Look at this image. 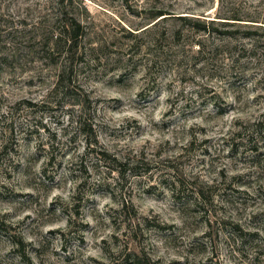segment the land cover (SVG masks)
<instances>
[{
  "label": "rangeland",
  "instance_id": "obj_1",
  "mask_svg": "<svg viewBox=\"0 0 264 264\" xmlns=\"http://www.w3.org/2000/svg\"><path fill=\"white\" fill-rule=\"evenodd\" d=\"M53 1L0 0V264H264V0H72L60 86Z\"/></svg>",
  "mask_w": 264,
  "mask_h": 264
},
{
  "label": "trees",
  "instance_id": "obj_2",
  "mask_svg": "<svg viewBox=\"0 0 264 264\" xmlns=\"http://www.w3.org/2000/svg\"><path fill=\"white\" fill-rule=\"evenodd\" d=\"M72 0H55L50 4V9L54 12V25H57V32H42L37 38H32V40L37 39V48L40 49L42 53V60H50L56 57H63L66 60V65L57 69L56 74V86H60L61 83L68 81L72 73V65H74V59L81 58L82 54H79V46L83 40L86 32L82 24L77 21L70 13L69 7ZM170 15L164 11H159L156 16L161 18L160 20L168 19L165 16ZM203 17V15H202ZM179 21H186L190 24V27L197 33H202V35H212V33H217L215 27L221 29L235 27L237 25L233 22H241L238 17L228 16V17H219L218 19L226 20L225 22H217L216 20H203L202 22L199 18L187 17V16H178L173 17ZM159 20V21H160ZM253 23H258L257 21H248ZM264 24V19L259 22ZM1 27V26H0ZM264 28V27H263ZM144 31V30H143ZM56 63H54L55 65ZM262 167L264 168V160ZM199 199L203 200V194L198 195Z\"/></svg>",
  "mask_w": 264,
  "mask_h": 264
}]
</instances>
